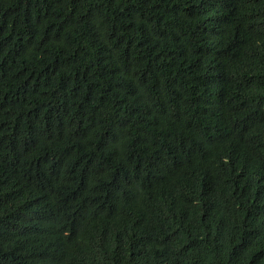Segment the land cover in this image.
I'll list each match as a JSON object with an SVG mask.
<instances>
[{"label":"trees","instance_id":"16d2710c","mask_svg":"<svg viewBox=\"0 0 264 264\" xmlns=\"http://www.w3.org/2000/svg\"><path fill=\"white\" fill-rule=\"evenodd\" d=\"M264 264V0H0V264Z\"/></svg>","mask_w":264,"mask_h":264},{"label":"clouds","instance_id":"9594fccd","mask_svg":"<svg viewBox=\"0 0 264 264\" xmlns=\"http://www.w3.org/2000/svg\"><path fill=\"white\" fill-rule=\"evenodd\" d=\"M102 231V221L95 217L72 223L71 230L66 232L71 243L87 255V264H97V254L103 242Z\"/></svg>","mask_w":264,"mask_h":264}]
</instances>
